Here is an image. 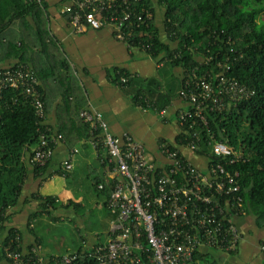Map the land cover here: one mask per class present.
I'll return each instance as SVG.
<instances>
[{
  "label": "trees",
  "instance_id": "trees-1",
  "mask_svg": "<svg viewBox=\"0 0 264 264\" xmlns=\"http://www.w3.org/2000/svg\"><path fill=\"white\" fill-rule=\"evenodd\" d=\"M129 2L130 9H133L135 14L143 18L147 13L152 16L150 20L145 23L139 22V26L133 28L131 49L139 50L151 59H157L161 55L162 59L158 63L169 65L171 69H180V89L185 80L195 82L203 77L204 72L216 74L224 70L225 79L245 86L250 93L246 100L237 104L227 100L222 111L206 114L210 128L216 131L217 139L227 140L228 144L242 155L241 163L231 167L232 170L239 172L236 182L239 185L237 195L241 198V203L239 206L228 204V209L224 211L226 218L220 220L224 229L227 230L229 225L234 227L241 242L244 235L241 226L246 220H250L255 228L264 229V0H129ZM63 17L71 28L69 16L63 15ZM27 18L35 23L33 33L39 46L30 47L22 41L17 45L15 42L1 40V36L17 21L28 29ZM48 18L49 13L43 0L39 2L38 0H0L2 44L0 47H4L5 51L1 59H16L18 62L8 65L7 68L15 70L23 67V70L31 73L29 76L35 82H30V85L36 91L39 101L43 103L45 113L43 118H37L36 109L24 98L23 88L20 86L8 87L0 93V264H11V261L5 257L4 248L12 240L14 241L11 247L24 261L33 259L40 264H62V258L67 256L71 258L70 263L67 264H98L90 257V247L44 255L39 238L26 244L20 231L10 226V210L18 202L21 185L28 173L27 166L32 167L36 174L43 172L47 166V163L44 166H36L30 159L39 145L40 136L43 134L50 138L52 135H61L62 139H67L60 119L56 132L46 123L48 102L41 81L53 76L54 68L50 72L47 67L41 65L43 63L40 64L41 67L34 60V53L37 50L36 53L49 54L46 60L49 58L53 60L49 51L41 52L44 51L45 42L51 40L47 32ZM260 18H262L261 22ZM130 26H134L133 20ZM217 64H221L223 68L218 69ZM59 65L56 66V78L64 72L65 75L70 74V80L72 78L74 81L77 80L65 60H61ZM196 67L198 71L194 79L191 74ZM111 73L114 83L122 87L131 86L128 73L117 68ZM160 76L164 77V75ZM122 77L127 79L125 83L120 82ZM204 80L209 79L204 77ZM154 84L156 90L157 84ZM72 87L68 85V95L64 99V106L60 109L69 119L68 126L71 123L81 128L85 139H79L85 141L88 140V125L79 119V112L91 106L81 86ZM171 90H168L169 94L166 95L157 91L153 100L148 98L154 101L156 110L151 109L156 114L170 104ZM138 97L147 98L138 91L134 92L132 100L136 104L139 103ZM48 129L49 132L46 131ZM179 139L180 136H176L175 142L178 143ZM162 143L168 144L167 141L160 140L158 145ZM103 157L104 155L101 154L102 159ZM102 161L104 166L106 158ZM59 172L63 176L69 173L62 168ZM99 183L104 186L101 191L96 188ZM93 187L98 196L105 198L106 203L109 194L108 185L101 179H96ZM31 199L39 202L40 212L31 215L30 219L36 218L41 213L53 217L51 212L59 208L55 198L51 196L33 195L26 201ZM69 204L74 209L80 206L71 201ZM29 230L33 233L31 226ZM260 245L262 264H264V242L262 241ZM237 253L235 251L221 255L234 257ZM194 259L204 261L203 264H222L223 258L200 256L195 253Z\"/></svg>",
  "mask_w": 264,
  "mask_h": 264
},
{
  "label": "built area",
  "instance_id": "built-area-1",
  "mask_svg": "<svg viewBox=\"0 0 264 264\" xmlns=\"http://www.w3.org/2000/svg\"><path fill=\"white\" fill-rule=\"evenodd\" d=\"M61 14L69 16L72 32L109 28L128 48L133 44V28L152 18L149 13L144 18L135 14L129 0H70ZM23 69H0V93L20 86L37 118H43V103L30 85L35 80ZM196 71L198 67L192 71L194 79ZM224 72H204L195 82L185 80L178 98L186 108L175 115L180 139L157 145L154 156L129 135L122 139L113 136L102 114L92 107L79 112V119L88 125V144L104 152L102 160L106 158L103 180L109 194L105 205L113 219L107 240L90 247V257L98 264H203L195 261V253L204 256L237 251L240 238L236 230L232 225L224 229L220 220L226 218L228 204L241 203L236 182L239 172L231 167L241 163L242 155L227 140L217 139L206 114L222 111L227 100L233 104L246 100L250 93L245 86L225 79ZM126 80L122 77L120 82ZM138 102L156 110L152 100L138 97ZM157 114L163 118L166 108ZM61 141V135L47 138L42 134L31 162L44 166ZM76 153L75 148L68 151L61 164L63 170L72 169ZM96 188L101 191L104 186L99 183ZM13 241L4 248L11 264H40L21 259L11 247ZM70 261L67 256L62 258V264Z\"/></svg>",
  "mask_w": 264,
  "mask_h": 264
},
{
  "label": "crops",
  "instance_id": "crops-1",
  "mask_svg": "<svg viewBox=\"0 0 264 264\" xmlns=\"http://www.w3.org/2000/svg\"><path fill=\"white\" fill-rule=\"evenodd\" d=\"M43 2L49 13L47 32L51 40L46 39L48 41L45 42L43 46L44 51L41 52L49 51L53 60L50 58L46 60L49 54L36 53L38 50L34 53V60L39 65L43 63L41 65L47 67V70L50 72L54 68V72H52L53 76L55 75L54 78L50 76L41 81L48 102L46 123L56 132L58 119H60L63 122L62 126L64 127L67 139L64 140L63 138L58 143L43 172L36 174L32 167L27 166L28 173L21 185L18 202L10 210V226L20 231L26 244L33 242L35 238H39L41 240V248L43 232L40 236L36 227L45 232V227L50 225L51 222L54 221L55 223L57 221L60 211L65 213V216L60 217L59 220H66V222L71 223V228L75 230L81 240L83 236L89 237L86 235L87 233H92L83 218L77 216V209L82 208V204L77 202L76 204L80 205L77 209L72 208L69 204L70 201L74 202L71 198V196H74L73 191L69 187L68 192L58 187V192L51 193L52 189L47 187V183H50L55 176L67 177L70 173L74 174V172L81 170L80 166L85 165V162L88 164L89 160L93 157L101 165L104 175V166H102L101 158L102 152L95 151L88 144L87 139L85 141L79 139H85L81 128L71 123L68 126L67 121L69 119L63 114L62 109H60V107L64 106V99L68 95V85L73 87L77 85L81 86L87 102H89L94 110L102 114L108 130L113 136L122 139L125 135H129L142 143L153 156L156 153V147L160 140L167 141L168 143L175 141L178 133L175 115L178 110H185L186 108L185 104L178 98L180 69H171L168 67L169 65L158 63L162 59L161 55L157 59H151L139 50L128 48L124 43L117 41L109 29L103 28L97 31L85 30L82 33L76 34L72 32L65 17L61 14L62 7L68 5L70 0H43ZM156 19L158 20V17ZM27 28L17 21L1 36V40L3 42H15L17 45H19V41H22L30 47L39 46V42L33 33L35 31V23L30 18H27ZM0 45H2L1 41ZM0 55V69H6L8 65L18 62L13 58L1 59L5 55L4 47H0ZM61 60H65L69 65L73 75L77 78L76 81L73 78L70 80V74L65 75L64 72H61L62 74L56 78V66H60ZM116 68L128 73L129 78H131V86L122 87L114 83L111 72ZM170 73L173 78L169 82H166V79L171 78ZM160 75H164V77ZM154 83L157 84L156 90H154ZM169 88L173 89L175 93L173 94L171 91L170 96L172 100L166 108L165 119L164 117H159L160 119H158L152 109L141 107L132 100L133 93L137 91L146 96L147 99H152L157 91L166 95L168 90H170ZM168 114L172 115L169 119L167 117ZM70 147L75 148L77 153L73 159L72 169L68 175L63 176L59 174V170L68 155ZM191 158L193 159V156ZM93 172L92 175L96 174V178L92 181V185L96 179H101L106 184L103 176H100V172L99 174L94 170ZM55 188L57 187L53 189ZM33 195L55 198L59 209L51 212L53 217L41 213L36 218L30 219L31 215L40 212V204L37 200L31 199L30 201H26ZM60 196L64 197L60 198ZM100 197L103 196L100 195L97 198ZM61 200L62 202H60ZM102 205L107 217H110L112 221L113 218L106 209L105 198ZM96 206L97 208L100 206L99 199ZM29 224L33 229V233L29 232ZM241 229L244 235L239 243L237 256L227 257L230 261L229 264H242V262L250 264L253 256L257 259L253 260L252 264H262V255L258 246L262 241L264 242V229L255 228L250 220H246V223L242 224ZM255 229L260 232L259 236L251 242L245 241L246 236H253L252 232ZM82 230L84 233L81 234ZM108 232L109 230L106 236H108ZM89 238L90 240L86 239L85 244L81 248L91 247L95 243L97 235L92 237L91 234ZM47 254L50 253H44V255ZM213 256L217 259L219 257L223 259L226 257L217 253Z\"/></svg>",
  "mask_w": 264,
  "mask_h": 264
},
{
  "label": "rangeland",
  "instance_id": "rangeland-1",
  "mask_svg": "<svg viewBox=\"0 0 264 264\" xmlns=\"http://www.w3.org/2000/svg\"><path fill=\"white\" fill-rule=\"evenodd\" d=\"M263 18V17H262ZM262 18L259 21H262ZM172 77V76H171ZM173 78V77H172ZM170 79H166V82H169ZM172 93L174 94L175 91L172 89ZM155 116L160 119L158 114ZM168 119L172 117V115H167ZM165 119V117H164ZM173 120V119H172ZM169 130V129H168ZM104 155V152H102ZM92 158V157H91ZM195 162V161H194ZM80 166L81 170L74 172V174L70 173L67 177L62 176H55V178L50 182L47 183V187L52 189L51 193L55 191L58 192V187H60L63 191L65 190L68 192V187L73 191L74 196L71 198L74 200L75 203H81L82 208L77 209V216L83 218L86 224L89 226V230L92 233H87L89 237L92 234V237L97 235L95 242H102L104 243L107 240V231L109 230V225L111 224V218L107 217L105 213V209L102 205L104 197L97 198L98 195L94 191V187L92 185V181L96 178V174L92 175L94 172H100V176H103L102 168L99 162L93 157L89 160V163ZM54 187H57L53 189ZM67 196V195H65ZM64 197V196H62ZM60 196V198H62ZM100 201V206L97 208V201ZM78 200V201H77ZM62 202V200L60 201ZM61 205V204H60ZM59 205V206H60ZM59 209V208H58ZM63 211V210H62ZM65 216V213L61 212L57 216V221L54 223L51 222L50 225L45 227V232L41 231L36 227V230L39 232L40 236L42 235V253H65L68 250H73L74 248L81 247L85 244L86 239L90 240V238L83 236L82 240L80 236L77 235L74 229H72V225L66 220H59L60 217ZM84 231H81V234ZM253 236H246L245 241L251 242L254 238L258 237L260 232L258 230H253ZM84 239V240H83ZM259 251L261 245L258 246ZM210 256L213 257L212 252H209ZM212 254V255H211ZM225 257V256H224ZM229 257V256H227ZM225 257L222 259V264H229L230 261ZM257 258L253 256L252 261L256 260ZM252 261L250 264H252ZM242 264H248L242 262Z\"/></svg>",
  "mask_w": 264,
  "mask_h": 264
}]
</instances>
